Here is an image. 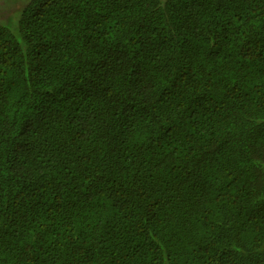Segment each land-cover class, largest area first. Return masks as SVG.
<instances>
[{
  "label": "trees",
  "instance_id": "1",
  "mask_svg": "<svg viewBox=\"0 0 264 264\" xmlns=\"http://www.w3.org/2000/svg\"><path fill=\"white\" fill-rule=\"evenodd\" d=\"M17 10L0 264H264V0Z\"/></svg>",
  "mask_w": 264,
  "mask_h": 264
},
{
  "label": "rangeland",
  "instance_id": "2",
  "mask_svg": "<svg viewBox=\"0 0 264 264\" xmlns=\"http://www.w3.org/2000/svg\"><path fill=\"white\" fill-rule=\"evenodd\" d=\"M25 1L26 0H1L0 2V23L8 25L16 34H18V18H12L9 16L13 14L15 17L16 12L18 11L17 9Z\"/></svg>",
  "mask_w": 264,
  "mask_h": 264
}]
</instances>
